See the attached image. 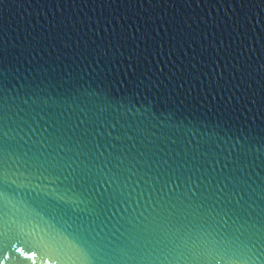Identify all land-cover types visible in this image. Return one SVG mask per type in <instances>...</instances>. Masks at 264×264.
<instances>
[{
  "label": "water",
  "instance_id": "1",
  "mask_svg": "<svg viewBox=\"0 0 264 264\" xmlns=\"http://www.w3.org/2000/svg\"><path fill=\"white\" fill-rule=\"evenodd\" d=\"M0 92V264H66L52 236L107 245L219 192L224 177L232 206L264 212V0H0ZM88 102L100 111L75 133L87 131L84 148L52 152L49 134L87 120ZM81 150L75 174L46 170ZM87 150L124 161L109 165L115 183ZM104 251L97 264H110ZM245 264H264V241Z\"/></svg>",
  "mask_w": 264,
  "mask_h": 264
},
{
  "label": "snow or ice",
  "instance_id": "2",
  "mask_svg": "<svg viewBox=\"0 0 264 264\" xmlns=\"http://www.w3.org/2000/svg\"><path fill=\"white\" fill-rule=\"evenodd\" d=\"M7 103V99L0 92V199L6 195L7 190L5 153L9 145L4 131ZM98 111L100 108L97 103H85L82 115L87 114L88 119L71 127L63 121L58 123L45 143L52 152L61 145L63 148L75 145L76 148L83 149L87 131L80 136L75 133L83 124L94 125V117ZM69 151L72 149L69 148ZM83 155L84 150L72 152V155L65 153L66 159H63V163L53 158L48 161L46 170L50 174H62V169L67 167L72 168L71 174H75L77 168H73V165ZM99 156L105 154L100 153ZM85 159L98 168L99 176H103L105 170L112 172L109 179L113 183L119 177V168H109V165L112 160L117 165L124 163L118 156L105 157L101 162L91 150H87ZM87 171L91 173L92 169ZM217 182L221 184L219 192H209L206 188L199 201L192 200L187 205L182 201L180 205H169L170 212L162 220L154 219L127 236L118 237L115 242L108 241L105 245L82 233L60 232L51 237L49 245L58 246L66 264H97L101 258L100 249L105 250L104 256L110 264H245L250 249L257 242L264 241V212L253 220L252 217L257 214L241 205L240 201L232 206L235 185L227 177L213 181ZM73 195L76 193L73 192ZM192 195L195 196L194 193ZM224 217H228L232 223L229 224ZM3 228L0 216V253L5 250ZM35 255V252H30L25 258L32 259Z\"/></svg>",
  "mask_w": 264,
  "mask_h": 264
}]
</instances>
